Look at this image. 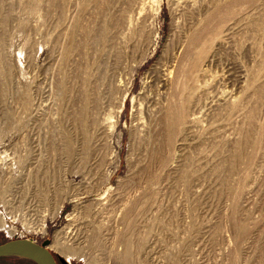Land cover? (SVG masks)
I'll use <instances>...</instances> for the list:
<instances>
[{"label": "rangeland", "instance_id": "374dc122", "mask_svg": "<svg viewBox=\"0 0 264 264\" xmlns=\"http://www.w3.org/2000/svg\"><path fill=\"white\" fill-rule=\"evenodd\" d=\"M0 218L76 264H264V0H0Z\"/></svg>", "mask_w": 264, "mask_h": 264}, {"label": "water", "instance_id": "95a60500", "mask_svg": "<svg viewBox=\"0 0 264 264\" xmlns=\"http://www.w3.org/2000/svg\"><path fill=\"white\" fill-rule=\"evenodd\" d=\"M49 239L40 243L27 238H15L0 243V258L17 257L34 264H57L51 251L47 248ZM63 262V259H59Z\"/></svg>", "mask_w": 264, "mask_h": 264}, {"label": "bare ground", "instance_id": "6f19581e", "mask_svg": "<svg viewBox=\"0 0 264 264\" xmlns=\"http://www.w3.org/2000/svg\"><path fill=\"white\" fill-rule=\"evenodd\" d=\"M175 70V66L173 64L170 63V65L167 68V73H172ZM65 180V179H64ZM29 219V218H28ZM33 220V218H32ZM0 228H5L7 229V225L5 223V221L0 218ZM39 229H42V226L39 225L38 226ZM70 231V230H69ZM69 231H65V230H61V231H57L55 233V237H54V243L52 244L53 247H55L56 249H59L61 252L64 253L65 256H69V255H76L79 252V249L77 247H73L68 245L70 242L71 243H77V234L74 235L72 232L74 231V229L69 232ZM158 261V260H154V263ZM158 262H156L155 264H157Z\"/></svg>", "mask_w": 264, "mask_h": 264}, {"label": "flooded vegetation", "instance_id": "af4514ba", "mask_svg": "<svg viewBox=\"0 0 264 264\" xmlns=\"http://www.w3.org/2000/svg\"><path fill=\"white\" fill-rule=\"evenodd\" d=\"M53 256H54V258H55V261L57 262V264H76V263H72V262H67L65 259H63V262H61L59 259L61 258L60 256H58V255H54L53 254Z\"/></svg>", "mask_w": 264, "mask_h": 264}, {"label": "trees", "instance_id": "16d2710c", "mask_svg": "<svg viewBox=\"0 0 264 264\" xmlns=\"http://www.w3.org/2000/svg\"><path fill=\"white\" fill-rule=\"evenodd\" d=\"M6 240H4V241H2V242H0V243H3V242H5ZM33 263V262H32ZM34 264V263H33Z\"/></svg>", "mask_w": 264, "mask_h": 264}]
</instances>
